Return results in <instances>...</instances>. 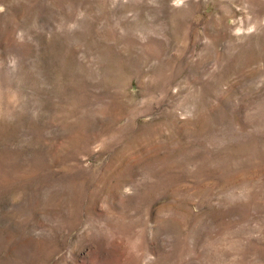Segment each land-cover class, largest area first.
<instances>
[{
  "label": "rangeland",
  "instance_id": "1",
  "mask_svg": "<svg viewBox=\"0 0 264 264\" xmlns=\"http://www.w3.org/2000/svg\"><path fill=\"white\" fill-rule=\"evenodd\" d=\"M0 264H264V0H0Z\"/></svg>",
  "mask_w": 264,
  "mask_h": 264
}]
</instances>
